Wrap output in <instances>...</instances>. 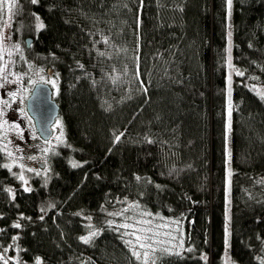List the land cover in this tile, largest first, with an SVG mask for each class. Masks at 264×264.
Here are the masks:
<instances>
[{
	"label": "trees",
	"instance_id": "16d2710c",
	"mask_svg": "<svg viewBox=\"0 0 264 264\" xmlns=\"http://www.w3.org/2000/svg\"><path fill=\"white\" fill-rule=\"evenodd\" d=\"M14 4L13 72L51 69L63 140L46 176L23 173L27 185L17 164L3 167L0 145V251L17 237L21 262L141 264L115 227L120 215L102 212L126 198L179 221L183 249L155 264H222L227 210L230 257L264 264V97L245 83L264 84V0H232L230 60L244 76L230 90L227 0Z\"/></svg>",
	"mask_w": 264,
	"mask_h": 264
},
{
	"label": "rangeland",
	"instance_id": "374dc122",
	"mask_svg": "<svg viewBox=\"0 0 264 264\" xmlns=\"http://www.w3.org/2000/svg\"><path fill=\"white\" fill-rule=\"evenodd\" d=\"M231 10H232V2L231 7L227 8V18H228V29L229 33L231 32ZM2 20H0V40L3 42L0 43V68L4 65L7 67L4 69L2 73H0V84H3V87L0 88V145L1 150L3 151L4 157L6 161L12 165L17 164L18 170L19 168L21 174H25L27 178L31 177V175H36L37 172L40 173L41 177H44L48 174L49 167L47 165V159L50 155V152L55 149V147L63 140L61 135L62 127L59 122V119L56 117L55 121L52 125L53 134L50 139L42 140L38 136L34 123L32 122L29 114L26 111L25 99L29 94L31 87L34 83L37 82H45L47 80H56L55 76L47 72V77L44 74H41L40 71H37L36 74L32 77L27 71L26 74L14 73L13 72V63L15 60L14 51L17 45L16 39L10 33V17L12 13V9L9 11L5 8L2 12ZM40 23V21L36 18V27ZM227 57H230V46H231V38L230 35L227 34ZM11 53V55H9ZM228 83L227 87L229 90L231 88V83L236 75V71L241 69L237 68L229 59L228 62ZM26 71V70H25ZM20 77L17 80V77ZM41 76L44 77V80H41ZM4 77H7L5 80ZM24 79V80H23ZM246 85L260 97H264V84H261L257 81H249L246 80ZM53 91H55L54 86L51 83H48ZM11 92H16L17 95L15 98L9 95ZM7 101V103H4ZM229 108L231 104H228ZM58 116V115H57ZM18 125V127H17ZM229 117H227V131H229ZM57 137H60L59 141ZM47 141V142H46ZM48 149V151H45ZM227 154L230 149L229 142H227ZM11 153V156L8 155ZM26 157H35V159H31L32 163H29L28 169H33V171H28V169L18 163H22L20 159L22 155ZM25 164V163H24ZM21 165L23 167H21ZM230 178H228L229 181ZM129 201L126 198H121L115 200L113 204V208L110 210H103L105 216H108L109 213H121L124 212L123 215H120V220L115 225H120L123 223L135 224L137 220L145 219L151 220L152 227L154 231H158L159 235L153 237V240L156 241L153 243V248L157 249V251L153 254L150 253L149 264H152V261L156 260L157 254H160L161 249H170V251H181L184 247V240L182 233L180 232V228L176 220L171 218H160L157 215L153 214L152 216H141V213L147 212L140 208H132L129 207ZM128 209V211H124ZM150 213V212H148ZM89 216H83V220L90 222V219H87ZM167 224L169 227H160L156 228L157 225ZM136 227H146V225H136ZM225 248L222 255L223 264H239L236 261L232 260L229 255V244H228V232H229V211L226 212V220H225ZM133 231L132 228L123 229L120 228L119 232L125 241L131 240L133 244H136L135 237L131 235H125L126 232L130 233ZM165 233H170L171 235H165ZM138 235L143 236L144 233L139 232ZM175 237V239H173ZM183 241V246L181 247L180 241ZM12 247L7 245L4 251H0V264H4V261L7 260L8 264H38L39 260H35L31 263L18 261L16 256V245L14 244V240L12 239ZM143 243H149L151 241H141ZM132 247V246H131ZM137 251H144L143 249L136 248ZM264 254V250H263ZM258 256L259 260H264V255ZM141 264H143V257L139 259ZM39 264L41 262L39 261Z\"/></svg>",
	"mask_w": 264,
	"mask_h": 264
},
{
	"label": "snow or ice",
	"instance_id": "6c2138e0",
	"mask_svg": "<svg viewBox=\"0 0 264 264\" xmlns=\"http://www.w3.org/2000/svg\"><path fill=\"white\" fill-rule=\"evenodd\" d=\"M31 2L33 4L37 3L38 0H31ZM231 2L232 0H227V4L229 6V8L231 7ZM15 6L14 4V0H0V12H2L5 8H7L9 11ZM37 19H39V17H37ZM45 26L44 24L41 22L37 25V30L39 29H43ZM3 41L0 40V43H2ZM107 42V39H105V43ZM103 54V53H102ZM9 55H11V53H9ZM230 59V57H229ZM7 67V65H4L2 68H0V73H2L4 71V69ZM31 67V65H30ZM80 67L82 68L83 65H80ZM40 71H43V69H40ZM58 75V74H57ZM236 75L238 76H244V72L243 71H239L237 70L236 71ZM4 79L6 80L7 77H4ZM20 77L18 76L17 77V80H19ZM41 80H44V77L41 76ZM46 83H51L54 87L56 86V80H47L45 81ZM3 87V84H0V88ZM146 91V89H145ZM10 96H12L13 98L16 97L17 93L16 92H11L9 93ZM4 103H7V101H4ZM230 115V113H229ZM18 127V125H17ZM62 135V133H61ZM124 135V133H120L119 135L115 136V141L116 142H119L121 137ZM60 137H57V140L59 141ZM47 142V141H46ZM45 151H48V149H45ZM9 156H11V153H8ZM31 159H35V157H31ZM73 167H79L81 165H79L78 163L76 162H73L72 164ZM3 167L5 168H8L9 170H11V167L12 165H3ZM21 167H23L21 165ZM28 171H33V169H28ZM13 175H15V173H13ZM36 175H40L39 172L36 173ZM19 179L21 181L24 182L25 185H27V181L24 179V176L23 174H21L19 176ZM137 179H140L139 177H137ZM159 187V186H157ZM32 189L30 187H25L24 188V191H31ZM9 192H13L12 189H8ZM54 207V205H53ZM130 207L132 208H138L139 205L138 204H133V205H130ZM41 211H44V209H41ZM125 212L128 211V209H125L124 210ZM109 215H123V212L121 213H109ZM153 214L152 213H148V212H143L141 213V216H152ZM21 218H23V215H21ZM41 219H43V216H41ZM87 219H91V217H88ZM108 225L111 227L113 226V221H108L107 222ZM175 223H179V221H175ZM136 225H146V227H136ZM13 227L15 228H20L21 225L17 222L15 224L12 225ZM92 226L89 225V228H91ZM117 230H119L120 228H123V229H129V228H132L133 231H131L130 233L126 232L125 235H131V236H134L135 237V241H136V244H133V242L131 240H128L126 241L127 244H129L130 246H132V255L134 257H136V259H141V257H143V264H149V259H150V253H155L157 251V249L153 248V243H155L156 241L153 240V237L156 236V235H159V232L158 231H154L153 230V227H152V222L151 220H145V219H140V220H137L135 222V224H129V223H123V224H120V225H116L115 226ZM160 227H169V225L167 224H164V225H157L156 228H160ZM0 231H3V229H0ZM139 232H142L144 233L143 236L141 235H138L137 233ZM99 235V230L97 231H89L87 235H84V236H81L79 237V239L81 241H83L85 244H89L93 241V239ZM165 235H171L170 233H165ZM17 239V237H13V240ZM173 239H175V237H173ZM151 241L149 243H143L141 241ZM180 244H181V247L183 246V241L181 240L180 241ZM139 248V249H143L144 251L141 253V251H137L136 248ZM160 251H164V252H169V254H175V255H179L180 253H171L170 249H161ZM188 251H192V249H188ZM3 257H0V259H2ZM203 259H207L206 256L203 257ZM4 264H8L7 260L4 261ZM38 264H39V261H38ZM152 264H155V261L153 260L152 261Z\"/></svg>",
	"mask_w": 264,
	"mask_h": 264
},
{
	"label": "water",
	"instance_id": "95a60500",
	"mask_svg": "<svg viewBox=\"0 0 264 264\" xmlns=\"http://www.w3.org/2000/svg\"><path fill=\"white\" fill-rule=\"evenodd\" d=\"M32 38H25L26 46H29ZM48 69V73H50ZM25 107L32 118L34 128L42 140H48L53 134L52 125L58 115V104L53 98L52 88L46 82L35 83L25 99Z\"/></svg>",
	"mask_w": 264,
	"mask_h": 264
},
{
	"label": "bare ground",
	"instance_id": "6f19581e",
	"mask_svg": "<svg viewBox=\"0 0 264 264\" xmlns=\"http://www.w3.org/2000/svg\"><path fill=\"white\" fill-rule=\"evenodd\" d=\"M229 35H231V32L230 33H228ZM28 37V36H27ZM31 37V36H30ZM32 38V37H31ZM230 52H231V48H230ZM227 61L229 62V59H228V57H227ZM119 199H121V198H119ZM118 199V200H119ZM158 216V215H157ZM226 220V219H225ZM225 238L226 237H224V241H225ZM228 241H229V238H228ZM263 250H264V242H263ZM263 250H262V254H263ZM264 255V254H263ZM232 259V258H231ZM233 260V259H232ZM235 261V260H234ZM237 263H239L238 261H236ZM222 264H223V259H222ZM239 264H241V263H239Z\"/></svg>",
	"mask_w": 264,
	"mask_h": 264
}]
</instances>
